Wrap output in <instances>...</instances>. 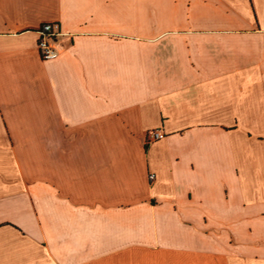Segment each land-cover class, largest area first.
I'll list each match as a JSON object with an SVG mask.
<instances>
[{
  "label": "crops",
  "instance_id": "0c3cea01",
  "mask_svg": "<svg viewBox=\"0 0 264 264\" xmlns=\"http://www.w3.org/2000/svg\"><path fill=\"white\" fill-rule=\"evenodd\" d=\"M0 264H264V0H0Z\"/></svg>",
  "mask_w": 264,
  "mask_h": 264
},
{
  "label": "built area",
  "instance_id": "2783aa9c",
  "mask_svg": "<svg viewBox=\"0 0 264 264\" xmlns=\"http://www.w3.org/2000/svg\"><path fill=\"white\" fill-rule=\"evenodd\" d=\"M38 49L44 60H53L60 55V51L57 49L56 41L61 35L60 27L57 23H48L43 25L38 30ZM166 137V134L162 130L153 129L149 130L146 135L145 142L147 145H151L157 141H160ZM152 180L154 176L150 177Z\"/></svg>",
  "mask_w": 264,
  "mask_h": 264
}]
</instances>
